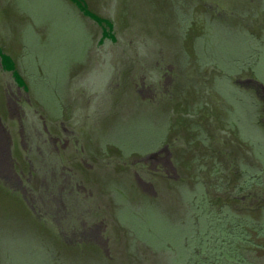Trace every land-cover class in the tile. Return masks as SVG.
I'll return each instance as SVG.
<instances>
[{
    "label": "rangeland",
    "instance_id": "obj_1",
    "mask_svg": "<svg viewBox=\"0 0 264 264\" xmlns=\"http://www.w3.org/2000/svg\"><path fill=\"white\" fill-rule=\"evenodd\" d=\"M57 1L0 0V264H181L204 193L217 217L261 220L262 159L241 129L264 138V83L230 74L224 101L223 71L195 52L205 19L235 30L199 42L213 58L216 39L224 57L239 31L259 41L261 2Z\"/></svg>",
    "mask_w": 264,
    "mask_h": 264
},
{
    "label": "trees",
    "instance_id": "obj_2",
    "mask_svg": "<svg viewBox=\"0 0 264 264\" xmlns=\"http://www.w3.org/2000/svg\"><path fill=\"white\" fill-rule=\"evenodd\" d=\"M54 1L58 2L57 0ZM259 1L261 2V6L264 8V0H259ZM21 12L28 13L27 10ZM28 16H30L32 19V16L29 13ZM217 21L215 22L213 21V19H205V21H202V24L204 25L203 26L204 33L200 36V38H197L195 45V52L197 54L196 58L198 62H201V64L203 65L204 64L208 65V63L209 64L214 63L218 68H221V70L223 71L221 77L216 78L215 80L216 83L215 89H217L219 92L220 89L223 90L222 86L224 85L222 83L220 84V81L227 80L226 82H228L230 74H235V73L239 74L241 70L242 71L244 70L245 72H249L250 76H253L257 80L264 83L263 78L260 77L259 70H257V66L259 65V63H261L262 56L264 54L263 31L260 29L259 41H256L252 38L250 39L246 38L245 33H243V31L242 32L239 31L241 35H239L236 38L237 47L234 48L235 52L237 53L233 55L229 54L228 56L225 57L219 52V48H220V44H222V40L216 39L215 41L216 54L215 57L213 58L211 57L210 46L207 47L208 44L203 45L205 47H203L204 49L203 48L201 49L199 42L211 41L210 37L214 38L215 34L216 37H221L222 36L221 32L235 31L234 29L227 28L226 25L220 24ZM37 25H41V23L38 22ZM47 29L48 28L46 27L47 34L50 35V31L49 29L48 30ZM48 35H47V40L49 38ZM85 40L87 41L88 38H85ZM199 51H202V53H199ZM229 87L231 88L230 84ZM223 93H225L224 90L221 93L224 98V101L229 100L228 98H226V96ZM61 98L62 95L60 94L57 103L53 104L56 106L55 108L51 107V105L50 106H47L45 104L43 105L45 107L47 106L48 111L54 112V115L55 114L59 115L61 111L59 110L58 107ZM236 110L238 111V109ZM231 114H232L230 117L231 123L234 126H236L235 123L237 121L238 122L241 121V115H239L236 111L232 112ZM244 118L245 116L243 114V119ZM244 129L245 127L244 125H242V129H241V132L243 133L242 135L248 138L249 140H251V142L252 141L255 142L256 151H258L259 157L260 159H262L261 161L262 169L260 176L264 177V149H263L264 138L261 137L256 140L255 139L252 140L248 135H245ZM248 172L249 171L241 172V174L238 175L239 181L242 182L241 187L245 191L247 189H250V187H254L258 184V178L256 176H253L251 172L250 173ZM259 182L260 185H263L261 181ZM203 195H205V193ZM203 195H202L203 200H199V203H196L194 205L195 211L193 212L194 213L197 212L198 213L197 217L199 218L197 225L194 224L193 226L192 233H194V236L191 238L189 236H186L184 242L182 241V247L183 249H185L186 251L185 253L191 256H189L188 259L186 260H182L181 264L185 262H188L189 264H213L211 262V259L215 260L214 264H261V262H257L255 260V257L253 256H255L254 255L255 252H258L260 247H264V243H261V240L264 239V213L261 220H258L256 219V217H254V219L252 218L254 216V214L252 213L247 214V216L246 215L237 216V214H235L233 210L227 208L225 209V212L224 210L221 212L222 216L217 217L215 216L217 212L212 209L213 207L210 201ZM225 204L229 205V203L227 202H225ZM213 233L215 234L216 246L214 242L211 243L208 240L210 238V235H213ZM168 245L172 246L173 248V245H171V243H169ZM173 250H174L173 254L176 253L175 249Z\"/></svg>",
    "mask_w": 264,
    "mask_h": 264
}]
</instances>
